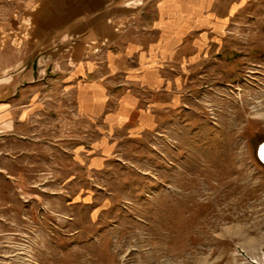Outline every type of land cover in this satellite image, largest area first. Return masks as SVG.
I'll use <instances>...</instances> for the list:
<instances>
[{"label": "rangeland", "instance_id": "obj_1", "mask_svg": "<svg viewBox=\"0 0 264 264\" xmlns=\"http://www.w3.org/2000/svg\"><path fill=\"white\" fill-rule=\"evenodd\" d=\"M52 1L0 0V104L52 49ZM186 1L188 61L150 128L86 136L54 98L37 130L7 123L0 264H264V0Z\"/></svg>", "mask_w": 264, "mask_h": 264}, {"label": "crops", "instance_id": "obj_2", "mask_svg": "<svg viewBox=\"0 0 264 264\" xmlns=\"http://www.w3.org/2000/svg\"><path fill=\"white\" fill-rule=\"evenodd\" d=\"M58 1H52L43 17L45 37L36 40L37 49H52L36 53V73L24 64L20 101L0 104V135L10 133L6 125L16 120L37 130L39 109L49 102L45 98L70 105L66 128L73 120L86 136L87 123L108 135L150 128L170 96L168 77L188 61L193 23L187 1L143 0L138 6L132 0ZM48 87L54 89L52 95L46 93Z\"/></svg>", "mask_w": 264, "mask_h": 264}, {"label": "water", "instance_id": "obj_3", "mask_svg": "<svg viewBox=\"0 0 264 264\" xmlns=\"http://www.w3.org/2000/svg\"><path fill=\"white\" fill-rule=\"evenodd\" d=\"M263 144H264V143H263ZM263 144H261V145L259 146L258 150H257V157H258V160L264 165V156H263V158H261L260 155H259L260 147H261Z\"/></svg>", "mask_w": 264, "mask_h": 264}, {"label": "bare ground", "instance_id": "obj_4", "mask_svg": "<svg viewBox=\"0 0 264 264\" xmlns=\"http://www.w3.org/2000/svg\"><path fill=\"white\" fill-rule=\"evenodd\" d=\"M259 155L261 158H263V156H264V144L260 147Z\"/></svg>", "mask_w": 264, "mask_h": 264}]
</instances>
